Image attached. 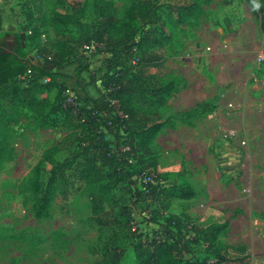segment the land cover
I'll list each match as a JSON object with an SVG mask.
<instances>
[{"label": "rangeland", "instance_id": "rangeland-1", "mask_svg": "<svg viewBox=\"0 0 264 264\" xmlns=\"http://www.w3.org/2000/svg\"><path fill=\"white\" fill-rule=\"evenodd\" d=\"M65 1L11 2L10 16L18 33L25 34V29L33 33L26 34L24 48L29 54L37 53L40 66L59 49L78 47V57L90 35L88 27L96 19L95 0ZM106 1L122 17L131 0ZM159 1L166 2L175 20L184 2L195 8L192 17L168 27L171 41L163 48L160 66L151 70L164 85L172 83V88L163 104L142 106L152 120L165 125L152 138L150 155L142 158L143 165H149L146 170L159 173V182L153 181L152 174V182L146 185L180 188L183 193L189 187L193 197L184 200L177 194L171 200V213L187 211L192 223L202 229L214 223L229 225L212 242L221 255L219 264H264V61H258L259 54L264 55V38L258 25L260 4L257 0L254 6L245 0ZM55 13L58 16L54 18ZM7 43L8 38L0 41L3 47ZM16 44L14 38L12 46ZM85 55L93 74L101 68L102 57L92 50ZM41 95L50 101L56 94ZM66 95L76 94L71 91ZM50 102L53 106L41 114L24 108L12 113L8 141L12 158L0 162V264H141L136 259L138 234L154 237L155 232H161L158 215L164 212L162 204L155 201L146 209L136 203L128 188L129 170L117 167L113 171L116 184L103 194V207L109 218L116 220V225L110 226L115 230L98 226L92 220L90 198L78 179L83 168L80 164L85 167V157L90 154V131L81 126L82 119ZM229 131L235 132L234 140L223 141V133ZM46 152L58 164L72 166L59 176L48 216L37 219L32 198L22 186L36 167L45 181L50 176L51 166L43 160ZM223 160L232 162L233 168L224 167ZM107 171V166L100 169ZM55 173L61 175L58 170ZM136 228L137 233L133 231ZM191 247L195 260L217 254L205 244ZM119 252L117 260L114 255ZM210 262L216 263V259Z\"/></svg>", "mask_w": 264, "mask_h": 264}, {"label": "trees", "instance_id": "trees-1", "mask_svg": "<svg viewBox=\"0 0 264 264\" xmlns=\"http://www.w3.org/2000/svg\"><path fill=\"white\" fill-rule=\"evenodd\" d=\"M245 1L251 6L256 5V0ZM257 3L260 4L259 31L264 38V5L261 7L264 0H257ZM187 4L184 2L178 8L180 14L175 20L166 2L159 0H131L122 17L118 16L110 2L95 0L93 11L96 19L88 27L90 35L83 44L95 45L94 54L102 57L101 68L89 75L90 83H98L100 96L93 99L88 95H75L72 97L75 106L68 104L66 92L72 91L71 83L79 85L82 73H89V59L82 49L84 45L78 57L75 55L78 47L70 48L69 51L59 49L51 57L42 60L41 66L37 53L29 61L23 50L26 37L33 34L31 29H25V34L15 36V56L2 53L5 47L0 45V162L12 158L8 143L12 113L24 108L32 114H41L53 106L41 94L55 90L53 103L57 108L82 119L81 126L90 131V158L85 157V167L80 164L83 168L78 173V179L82 181L90 198L92 220L100 227L108 226L111 231L115 230L110 226L116 225V220L110 219L104 210L103 194L116 184L113 171L117 167L122 171L129 170L127 179L131 178V181H128V188L136 203L146 209L155 201L162 204L164 212L158 215L162 221L161 232H155L154 237L138 234L140 242L139 247H136V259L141 264H211V259H216L214 264H219L221 255L212 242L228 227L227 223H214L202 229L194 225L186 214L169 211L171 200L176 199L177 194L184 200L193 197L194 191L191 188H186L183 193L180 188L165 189L141 181L143 175L153 174V181L159 182V173L155 169L146 170L149 165L144 166L142 158L150 155L149 144L152 138L165 126L163 122L152 120L149 117L151 113L145 112L142 106L163 104L164 96L172 88V83L164 85L151 70L160 66L163 48L171 41L168 27H175L193 16L195 7ZM57 16L55 13L54 18ZM68 65H74L72 76L53 71L54 68ZM27 69L31 70L32 77L22 82L19 77ZM45 79L46 83H42ZM7 109L11 112L8 113ZM47 153H44L46 155L43 159L51 166L47 180L41 177L39 167H36L22 186L32 198V209L37 219L48 216V207L54 198L59 176L63 177L64 170L72 166L71 163L58 164ZM104 166H107L108 171L102 173L100 169ZM56 170L61 175H57ZM133 231L137 233L139 229ZM192 244H205L217 254L195 260L191 254ZM114 256L118 260L121 253H115Z\"/></svg>", "mask_w": 264, "mask_h": 264}, {"label": "crops", "instance_id": "crops-1", "mask_svg": "<svg viewBox=\"0 0 264 264\" xmlns=\"http://www.w3.org/2000/svg\"><path fill=\"white\" fill-rule=\"evenodd\" d=\"M11 2H13V0H0V41L1 40L5 41V39L8 38L10 40V43L6 44L7 46L5 47V49L9 50L8 54L15 56L16 47L12 46L13 39L15 38L16 35L20 33H18L19 31H17L16 29V26H15L16 23L14 21V18L10 16L11 8H12ZM23 50L27 54V59L31 61L34 58V55L32 53L29 54L25 48H23ZM73 70H74V65H68V66L54 68L53 71L57 73H63V74L72 76ZM89 75L90 73H82L79 79V85L75 86L73 83H71L72 84L71 89L79 97L88 95L89 97L96 99L100 96V88L97 83L89 82ZM51 92L52 94L53 93L56 94L55 90H52ZM53 99L52 100L50 99V101H53ZM221 163L227 169L231 170L233 168V163L228 160H223L221 161ZM184 213L188 216L190 215L187 211H185ZM228 228H229V225H228Z\"/></svg>", "mask_w": 264, "mask_h": 264}, {"label": "built area", "instance_id": "built-area-1", "mask_svg": "<svg viewBox=\"0 0 264 264\" xmlns=\"http://www.w3.org/2000/svg\"><path fill=\"white\" fill-rule=\"evenodd\" d=\"M82 49L87 52V51H95V45H84L82 47ZM258 61L259 62H263L264 61V55L263 53L259 54L258 56ZM32 77V72L30 69H27L26 72L19 77V80L22 81V82H25V81H28L30 78ZM69 93V92H67ZM67 102L68 104L72 105V106H75V103L73 101V98L72 97H68L67 99ZM235 138V132L234 131H229V132H225L223 133L222 135V140L223 141H227V140H234ZM142 179H143V182L146 184L147 182L151 181V177L149 175H143L142 176ZM152 182V181H151ZM211 264H214L213 262H211Z\"/></svg>", "mask_w": 264, "mask_h": 264}, {"label": "water", "instance_id": "water-1", "mask_svg": "<svg viewBox=\"0 0 264 264\" xmlns=\"http://www.w3.org/2000/svg\"><path fill=\"white\" fill-rule=\"evenodd\" d=\"M9 50L8 49H4L2 53H8Z\"/></svg>", "mask_w": 264, "mask_h": 264}]
</instances>
